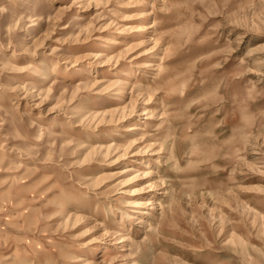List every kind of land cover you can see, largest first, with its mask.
<instances>
[{"label":"rangeland","instance_id":"rangeland-1","mask_svg":"<svg viewBox=\"0 0 264 264\" xmlns=\"http://www.w3.org/2000/svg\"><path fill=\"white\" fill-rule=\"evenodd\" d=\"M0 264H264V0H0Z\"/></svg>","mask_w":264,"mask_h":264},{"label":"bare ground","instance_id":"bare-ground-1","mask_svg":"<svg viewBox=\"0 0 264 264\" xmlns=\"http://www.w3.org/2000/svg\"><path fill=\"white\" fill-rule=\"evenodd\" d=\"M109 26V25H108ZM111 43L112 44H114V46H121V45H124L125 44V41H123V39H113V40H111ZM29 55V54H28ZM32 57V56H31ZM125 61V60H124ZM144 65H146V66H144L145 68L146 67H148L149 66V64H144ZM46 74L47 73H45V72H41V74H40V79L41 80H45L46 79ZM126 75H129V73H127ZM83 107H85L86 108V106H83ZM92 110V108H89V110H87V111H91ZM82 115H84V114H82ZM138 129V127L137 126H134V125H132V126H130V127H128L127 129H125L126 131H135V130H137ZM115 135H120V134H115ZM22 154V153H21ZM22 156V155H21ZM149 160H143V161H141V163H146V164H149ZM90 170V167H85V168H83V173H88V171ZM99 178V177H98ZM92 182H95V180L96 179H90ZM92 185V184H91ZM133 192V191H132ZM136 204H139V202H137L136 201ZM62 205H63V202H62ZM126 213V215H129L130 213L128 212V211H126L125 212ZM147 213V212H146ZM145 212H142V215H140L139 216V218H141L140 219V221L142 222L143 220H142V218H143V214H146ZM152 228V227H151ZM123 241H126L125 239L123 240Z\"/></svg>","mask_w":264,"mask_h":264}]
</instances>
